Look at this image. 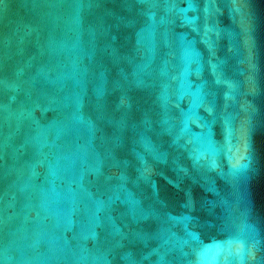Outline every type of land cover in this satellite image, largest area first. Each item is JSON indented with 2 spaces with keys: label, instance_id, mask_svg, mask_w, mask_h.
I'll return each instance as SVG.
<instances>
[{
  "label": "water",
  "instance_id": "water-1",
  "mask_svg": "<svg viewBox=\"0 0 264 264\" xmlns=\"http://www.w3.org/2000/svg\"><path fill=\"white\" fill-rule=\"evenodd\" d=\"M0 264H264V0H0Z\"/></svg>",
  "mask_w": 264,
  "mask_h": 264
},
{
  "label": "snow or ice",
  "instance_id": "snow-or-ice-1",
  "mask_svg": "<svg viewBox=\"0 0 264 264\" xmlns=\"http://www.w3.org/2000/svg\"><path fill=\"white\" fill-rule=\"evenodd\" d=\"M248 148H249V145L245 142V144H244V151L246 152L248 150Z\"/></svg>",
  "mask_w": 264,
  "mask_h": 264
}]
</instances>
